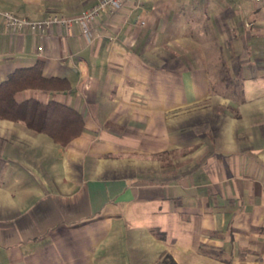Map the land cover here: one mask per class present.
Here are the masks:
<instances>
[{"label": "crops", "instance_id": "obj_1", "mask_svg": "<svg viewBox=\"0 0 264 264\" xmlns=\"http://www.w3.org/2000/svg\"><path fill=\"white\" fill-rule=\"evenodd\" d=\"M0 0V80L44 60L66 144L0 118V264H264V0Z\"/></svg>", "mask_w": 264, "mask_h": 264}, {"label": "trees", "instance_id": "obj_2", "mask_svg": "<svg viewBox=\"0 0 264 264\" xmlns=\"http://www.w3.org/2000/svg\"><path fill=\"white\" fill-rule=\"evenodd\" d=\"M43 65L44 60L39 58L31 65L16 67L0 80V118L22 121L29 128L46 132L54 141L66 144L84 128L79 111L53 99L17 98V93L27 88L64 90L69 87L66 77L45 76Z\"/></svg>", "mask_w": 264, "mask_h": 264}, {"label": "built area", "instance_id": "obj_3", "mask_svg": "<svg viewBox=\"0 0 264 264\" xmlns=\"http://www.w3.org/2000/svg\"><path fill=\"white\" fill-rule=\"evenodd\" d=\"M125 0H96L95 3L86 11L73 16L49 15L40 20H33L25 16H18L11 12L4 11L2 14L8 23H11L22 29L38 30L43 29L57 23L66 27L73 23L80 25L82 32L88 34L90 31V23L102 16L105 12L119 9Z\"/></svg>", "mask_w": 264, "mask_h": 264}]
</instances>
